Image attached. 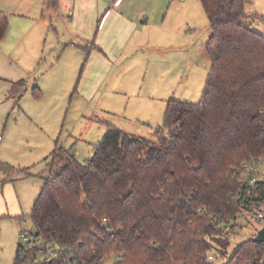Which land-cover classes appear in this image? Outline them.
I'll return each instance as SVG.
<instances>
[{"label":"trees","instance_id":"16d2710c","mask_svg":"<svg viewBox=\"0 0 264 264\" xmlns=\"http://www.w3.org/2000/svg\"><path fill=\"white\" fill-rule=\"evenodd\" d=\"M199 2L211 60L201 101L171 99L154 139L107 126L85 163L57 141L36 234L13 264H209L211 253L264 264V243L224 237L238 216L264 213V180L246 186L241 171L264 164V35L242 22L247 0ZM7 26L0 11V41Z\"/></svg>","mask_w":264,"mask_h":264},{"label":"crops","instance_id":"0c3cea01","mask_svg":"<svg viewBox=\"0 0 264 264\" xmlns=\"http://www.w3.org/2000/svg\"><path fill=\"white\" fill-rule=\"evenodd\" d=\"M193 9L186 0H0L8 22L0 41V150L14 142L7 129L12 119L46 121L48 111L60 110L68 99L72 104V97L98 99L109 110L137 108L161 94L168 98L177 77L166 61L188 49L178 37L187 38L189 25L184 33L173 25ZM30 88L42 90L36 112L21 106ZM146 88L148 95L141 98ZM103 123L105 134L113 124ZM5 182L0 178V185ZM4 189L0 186V205H6L0 216H18V197L11 191L5 196Z\"/></svg>","mask_w":264,"mask_h":264},{"label":"rangeland","instance_id":"374dc122","mask_svg":"<svg viewBox=\"0 0 264 264\" xmlns=\"http://www.w3.org/2000/svg\"><path fill=\"white\" fill-rule=\"evenodd\" d=\"M186 1L191 6L193 4L195 9L192 10L190 17H184L182 20L180 18L181 23L179 19L176 20L173 28L183 27L184 33L189 25L184 35L187 38L178 37L179 43L188 45V49L187 52L172 53L166 61L171 65L173 77H177L168 98L161 94L162 97L156 101L152 100L150 104H138L137 108L130 106L131 108H126L127 110L125 106H114L109 110L100 105L98 99L86 102L79 96L78 100L71 96L73 103L71 104V100L68 99L60 110L48 111L46 121L37 118L33 120L34 122L27 120L16 122L12 119L7 129L13 130L14 142L9 148L0 150V178H7V182L0 186L5 188L3 190L5 196L11 191L18 197L20 211L18 216L21 218L13 214L0 216V264H13L19 245H25L36 234L30 215L45 179L49 177L44 160L52 153L57 141L59 145L71 151L78 162L85 163L92 157L95 145L104 135L105 120L120 129L128 127L131 134L137 137L154 139L156 129L164 125L167 99L194 104L201 101L211 67L207 53L200 52L208 41L209 24L199 0ZM245 13L246 18L242 22L264 35V0H247ZM80 73L81 69L78 79ZM147 92L146 88L140 97H146ZM40 100L41 98H35L34 89L30 88L25 97L21 98V106L35 111L39 109ZM3 165H9L14 169L10 177L5 173ZM24 170L30 176H25ZM256 177L264 180V164L257 167ZM12 205L11 211H15V203ZM5 207V203L0 205L1 210H5ZM238 223L241 225V229H238L240 235L233 240L234 244L254 237L263 228V225L252 223L249 214L240 215ZM21 234L28 238H21ZM226 263V260L221 259L215 262Z\"/></svg>","mask_w":264,"mask_h":264},{"label":"built area","instance_id":"2783aa9c","mask_svg":"<svg viewBox=\"0 0 264 264\" xmlns=\"http://www.w3.org/2000/svg\"><path fill=\"white\" fill-rule=\"evenodd\" d=\"M241 171L243 172L244 175L248 176L246 179V182H245L246 186H252L257 182L256 176L252 175V173L253 174L257 173V167L255 165H252L249 163H244L241 167ZM248 193H250L249 190H248ZM239 218H240V216H238L237 219H235L230 224H228V226L226 227L225 233H224L225 238L233 241L236 237H238V235H240L239 230H238V229H241V225H239V223H238ZM249 219L251 220L252 223H257L259 225H263V227H264V213H250ZM104 221H106V219ZM257 233H256V235H257ZM256 235H254V238L256 237ZM21 238L27 239L28 237L25 234H21ZM33 239H34V236L31 237V240H33ZM53 255H54V253L52 251L48 252V257H51ZM220 259L226 260V259H222V258H220ZM240 259L241 258L236 259L235 263L240 264L239 263ZM217 260H219V258L213 253H211L208 257L209 264H215V262ZM257 261H258V259H254L252 262L248 261L244 264H256ZM263 261H264V259H261V262H263Z\"/></svg>","mask_w":264,"mask_h":264},{"label":"water","instance_id":"95a60500","mask_svg":"<svg viewBox=\"0 0 264 264\" xmlns=\"http://www.w3.org/2000/svg\"><path fill=\"white\" fill-rule=\"evenodd\" d=\"M254 242L264 243V227L257 233Z\"/></svg>","mask_w":264,"mask_h":264}]
</instances>
